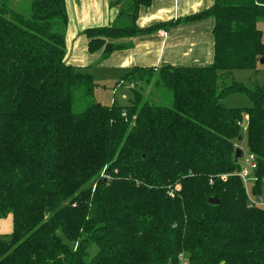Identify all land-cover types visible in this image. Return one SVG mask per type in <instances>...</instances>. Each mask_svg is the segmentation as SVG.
<instances>
[{
    "label": "trees",
    "instance_id": "trees-1",
    "mask_svg": "<svg viewBox=\"0 0 264 264\" xmlns=\"http://www.w3.org/2000/svg\"><path fill=\"white\" fill-rule=\"evenodd\" d=\"M11 1L0 0V218H12L0 264H181V254L185 264H264V208L247 207L233 174L247 117L251 193H262L264 86H217L264 60L256 26L264 0H215L145 29L136 18L151 0H126L112 25L83 31L88 51L106 58L126 47L115 40L212 16L211 64L134 67L123 76L168 90L171 106L135 89L127 106L87 102L96 77L92 66L65 60V0H31L27 14ZM79 90L86 105L75 112ZM233 92L251 105L226 107L221 98Z\"/></svg>",
    "mask_w": 264,
    "mask_h": 264
},
{
    "label": "crops",
    "instance_id": "crops-1",
    "mask_svg": "<svg viewBox=\"0 0 264 264\" xmlns=\"http://www.w3.org/2000/svg\"><path fill=\"white\" fill-rule=\"evenodd\" d=\"M214 1L151 0L149 7H140L136 24L139 28L145 29L178 19L182 20L210 8ZM65 7L68 17L65 31L67 58L69 56L67 61L73 67L81 69L95 66L97 72H93V69L91 72L96 78V73L104 75L116 70H131L134 67L206 66L213 62L212 31L215 20L212 16L115 40V43L125 44L126 47L115 50L103 58L102 49L93 53L88 51V40L83 35V31L88 27L112 25L118 18L121 5H114L111 0H65ZM3 225L4 222L1 221L0 226ZM11 231L12 224L8 233Z\"/></svg>",
    "mask_w": 264,
    "mask_h": 264
},
{
    "label": "rangeland",
    "instance_id": "rangeland-1",
    "mask_svg": "<svg viewBox=\"0 0 264 264\" xmlns=\"http://www.w3.org/2000/svg\"><path fill=\"white\" fill-rule=\"evenodd\" d=\"M31 0H12L10 2L11 8L21 13L27 14L29 11ZM122 7L126 6V0H123ZM128 24L126 22H120V25ZM256 26L262 32V40L264 42V19L259 18ZM67 27V26H66ZM66 31V29H65ZM84 35V34H83ZM65 60H67V46L65 39ZM70 64V63H69ZM71 65V64H70ZM93 72L96 71V67L92 66ZM130 70H116L114 72L104 73V75L100 73H96L97 78H95L97 82V86L94 91L90 95V97L86 100L87 102L92 100L94 102H100L102 104H111L115 101L118 105L127 106L131 104L133 97V91L138 90L141 92V95L144 99L153 101L154 103L171 106V94L168 90L164 88H154L152 82L148 85L140 86V83H131L130 79H124L123 76L128 73ZM99 74V75H98ZM122 79L124 81H122ZM233 82H240L244 86L249 89H253L256 85L264 86V62L257 63L256 67L253 69H237L233 70L226 78L219 79L217 82L218 90H220L223 86H228ZM86 101L83 98V91L79 90L75 93L73 109L75 112H81L86 105ZM221 102L226 107H248L251 105V101L248 95L244 92H233L224 94L221 98ZM241 140L237 142V146L242 150L243 157L239 160L241 166L249 167V154L247 152L246 145V136L245 132L241 133ZM227 179V178H226ZM252 181H249L247 185L248 189L251 190ZM246 195V194H245ZM261 197L264 201V183L262 184V193ZM247 198V196H246ZM264 208V207H262ZM4 222L5 227L0 226V238H7L10 236L8 233L11 227V216L6 215L5 217L0 218V222ZM7 222V224L5 223ZM96 251L94 246H90L88 248V253L92 256ZM181 264H185V257L183 254L179 256Z\"/></svg>",
    "mask_w": 264,
    "mask_h": 264
},
{
    "label": "built area",
    "instance_id": "built-area-1",
    "mask_svg": "<svg viewBox=\"0 0 264 264\" xmlns=\"http://www.w3.org/2000/svg\"><path fill=\"white\" fill-rule=\"evenodd\" d=\"M247 125V117H244L243 120L240 122V126L242 127V130H246ZM250 164L249 167H241L240 170L234 172L233 174H236L241 180L244 185L245 194L247 196V207L248 208H255V207H264V201L261 197V194L254 195L251 193V190L248 189L247 185L249 184V181H252V183L255 181V175L254 170L256 168V162L252 155L248 156ZM222 180H225L227 178V175H222Z\"/></svg>",
    "mask_w": 264,
    "mask_h": 264
},
{
    "label": "water",
    "instance_id": "water-1",
    "mask_svg": "<svg viewBox=\"0 0 264 264\" xmlns=\"http://www.w3.org/2000/svg\"><path fill=\"white\" fill-rule=\"evenodd\" d=\"M263 62H264V60H260V63H263ZM239 140H240V137H239ZM242 157H243L242 150L239 147H236L235 154H234V160L239 161L242 159ZM218 201L219 200L216 197L208 198V203H210V204H218L219 203ZM220 264H223V262H221Z\"/></svg>",
    "mask_w": 264,
    "mask_h": 264
}]
</instances>
